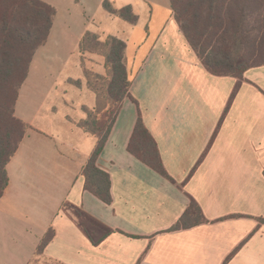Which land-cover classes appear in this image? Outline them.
I'll use <instances>...</instances> for the list:
<instances>
[{
  "label": "crops",
  "instance_id": "obj_1",
  "mask_svg": "<svg viewBox=\"0 0 264 264\" xmlns=\"http://www.w3.org/2000/svg\"><path fill=\"white\" fill-rule=\"evenodd\" d=\"M169 1L166 19L149 17L152 37L123 41L129 97L96 160L109 176L110 204L84 189L82 170L102 135L80 126L98 104L82 69L79 86L65 82L62 117L44 128L18 106L19 95L15 115L34 130L6 166L0 240L29 239L24 264L49 228L54 237L43 254L62 264H264V66L241 80L209 74ZM27 84L29 96L40 86ZM42 86L46 97L56 90ZM138 118L170 179L127 151ZM192 202L203 222L172 230Z\"/></svg>",
  "mask_w": 264,
  "mask_h": 264
},
{
  "label": "trees",
  "instance_id": "obj_2",
  "mask_svg": "<svg viewBox=\"0 0 264 264\" xmlns=\"http://www.w3.org/2000/svg\"><path fill=\"white\" fill-rule=\"evenodd\" d=\"M169 4L180 32L209 74L241 80L246 70L264 66V0H170ZM101 7L131 25L138 22L130 6L115 8L108 0H103ZM55 16V8L42 0H0V199L9 183L6 166L26 133L34 130L15 115L18 93L35 52L48 40ZM125 49L122 40L107 36L100 41L90 31H86L78 43L81 58L85 53L97 54L102 50L107 67L104 92L108 107H116L114 116L122 99L129 97ZM83 74L87 87L98 99L94 112H100L101 100L88 80L89 75L95 73L83 68ZM88 123L86 119L80 126L85 131L98 132L89 128L93 121ZM109 127L82 170L84 189L104 204L111 203L110 181L108 174L96 166V160ZM127 151L157 174L170 179L156 143L140 118L135 123ZM201 222L200 209L192 202L172 230ZM53 237L54 230L49 228L35 254H42Z\"/></svg>",
  "mask_w": 264,
  "mask_h": 264
},
{
  "label": "rangeland",
  "instance_id": "obj_3",
  "mask_svg": "<svg viewBox=\"0 0 264 264\" xmlns=\"http://www.w3.org/2000/svg\"><path fill=\"white\" fill-rule=\"evenodd\" d=\"M42 1L55 8L56 16L45 46L39 48L31 60L27 77L18 93V97L20 95L18 106L34 116V126L44 128V125L50 121L47 120L48 118L54 116L60 119L63 115L64 101L67 99L62 94V91L66 89L65 82L70 81L73 86H79V81L82 79L86 81L84 75L81 79V69L83 71V68H86L95 73L89 75L88 80L97 91L102 103L100 112H88V124L93 121L89 128L91 130L97 128L99 134L104 135L116 110V107L115 109L108 107L106 103L104 77L107 75V67L101 53L102 50H99L97 54L85 53L81 58L77 48L78 38L84 32L90 31L96 34L100 41H104L107 36H114L124 42L127 40L130 46L143 42L157 31V25L152 21L149 22V17H152L153 20L168 17L167 0H152L153 2L147 3L141 0H108L115 8H121L124 3L132 5L133 13L139 17V21L135 25L106 13L101 7L103 0ZM137 3H140L139 7L135 6ZM30 78L38 81L40 86L33 91L34 94L29 96L31 91L27 89V82ZM44 83L48 87L56 86V90L51 96L46 97L42 86ZM97 117L101 121L99 127L95 125ZM70 212L77 215L79 222L84 223L77 211ZM5 240H0V264H24L31 251L30 243L27 241L29 239H24V241L20 239ZM35 253L36 249L26 264H62L46 257L43 253L39 255Z\"/></svg>",
  "mask_w": 264,
  "mask_h": 264
}]
</instances>
